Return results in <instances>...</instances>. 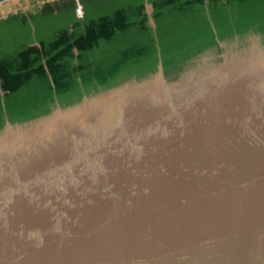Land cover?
I'll use <instances>...</instances> for the list:
<instances>
[{
    "label": "water",
    "instance_id": "obj_1",
    "mask_svg": "<svg viewBox=\"0 0 264 264\" xmlns=\"http://www.w3.org/2000/svg\"><path fill=\"white\" fill-rule=\"evenodd\" d=\"M222 46L7 121L0 264H264V36Z\"/></svg>",
    "mask_w": 264,
    "mask_h": 264
},
{
    "label": "trees",
    "instance_id": "obj_2",
    "mask_svg": "<svg viewBox=\"0 0 264 264\" xmlns=\"http://www.w3.org/2000/svg\"><path fill=\"white\" fill-rule=\"evenodd\" d=\"M80 2L83 17L68 0L58 14L48 4L31 18L0 21V130L141 80L160 62L166 78H177L210 49L221 57L224 42L264 36V0Z\"/></svg>",
    "mask_w": 264,
    "mask_h": 264
},
{
    "label": "crops",
    "instance_id": "obj_3",
    "mask_svg": "<svg viewBox=\"0 0 264 264\" xmlns=\"http://www.w3.org/2000/svg\"><path fill=\"white\" fill-rule=\"evenodd\" d=\"M68 0H9L0 3V21L10 19L14 16L30 17L34 13H39L45 8V5H51L54 13L58 14L57 5H63ZM80 0H76V4ZM81 3V2H80ZM151 5V4H150ZM31 27L35 30L34 21H30Z\"/></svg>",
    "mask_w": 264,
    "mask_h": 264
},
{
    "label": "built area",
    "instance_id": "obj_4",
    "mask_svg": "<svg viewBox=\"0 0 264 264\" xmlns=\"http://www.w3.org/2000/svg\"><path fill=\"white\" fill-rule=\"evenodd\" d=\"M6 1H9V0H0V3H4ZM76 14L78 17H83L84 15V8H83V5H81L80 3H78L76 7Z\"/></svg>",
    "mask_w": 264,
    "mask_h": 264
},
{
    "label": "rangeland",
    "instance_id": "obj_5",
    "mask_svg": "<svg viewBox=\"0 0 264 264\" xmlns=\"http://www.w3.org/2000/svg\"><path fill=\"white\" fill-rule=\"evenodd\" d=\"M147 12L149 13V14H151L152 13V10H151V7H150V4L149 3H147ZM151 16V15H150ZM151 23H153V20H152V18H151ZM92 94V93H91ZM87 96V95H86Z\"/></svg>",
    "mask_w": 264,
    "mask_h": 264
}]
</instances>
